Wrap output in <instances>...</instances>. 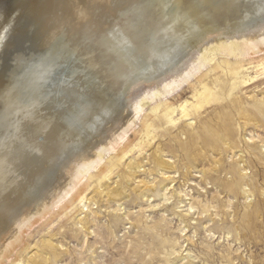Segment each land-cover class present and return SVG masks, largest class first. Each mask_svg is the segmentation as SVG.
Here are the masks:
<instances>
[{
  "label": "bare ground",
  "instance_id": "1",
  "mask_svg": "<svg viewBox=\"0 0 264 264\" xmlns=\"http://www.w3.org/2000/svg\"><path fill=\"white\" fill-rule=\"evenodd\" d=\"M214 49L263 51L264 0H0V264L135 126L145 102L178 91ZM214 95L205 87L193 108ZM181 111L192 116L188 102ZM205 134L193 130L196 146ZM158 166L173 169L162 157ZM237 178L224 187L245 185ZM123 194L118 186L108 196Z\"/></svg>",
  "mask_w": 264,
  "mask_h": 264
},
{
  "label": "rangeland",
  "instance_id": "2",
  "mask_svg": "<svg viewBox=\"0 0 264 264\" xmlns=\"http://www.w3.org/2000/svg\"><path fill=\"white\" fill-rule=\"evenodd\" d=\"M205 87L215 95L196 111ZM140 116L2 264H264V50H212L200 72L145 102ZM193 130L207 132L199 146ZM238 176L246 186L224 187ZM118 186L124 196L111 199Z\"/></svg>",
  "mask_w": 264,
  "mask_h": 264
}]
</instances>
